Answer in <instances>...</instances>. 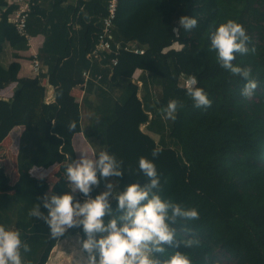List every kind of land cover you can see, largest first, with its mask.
<instances>
[{
  "label": "trees",
  "instance_id": "obj_1",
  "mask_svg": "<svg viewBox=\"0 0 264 264\" xmlns=\"http://www.w3.org/2000/svg\"><path fill=\"white\" fill-rule=\"evenodd\" d=\"M8 1L0 0V148L15 127L24 128L17 155L21 177L35 167L71 163L76 151L78 159L81 154L90 158L83 133L94 157L101 149L124 161V176L108 181L115 195L129 184L148 182L137 174L139 158L153 160L151 153L159 148L154 159L161 180L158 194L197 209L200 218H177L170 225L177 242L195 239L198 245L166 246L165 255H155L163 260L178 251L191 264H219L220 250L236 264H264V0H119L112 52L101 61L88 55L103 29L108 0H34L29 37L9 21L16 7ZM184 16L197 19L198 25L176 35L173 28L180 27ZM229 20L243 25L251 37L248 47L256 49L235 54L233 61L250 68L257 81L250 99L241 95L247 81L221 68L211 49L212 34ZM38 35L45 38L37 53L41 71L34 78L19 77L20 52L29 50V38ZM134 35L145 45L143 54L129 47ZM175 43L182 48L172 49ZM85 72L90 77L83 102L94 112L86 131L80 128L79 104L72 94L76 83L85 81ZM189 76L197 77V87L212 101L210 108L194 107L182 85ZM6 79L16 83L8 100L1 96ZM45 80L55 89L54 102L47 101ZM155 87L161 88L158 96ZM173 99L184 107L168 125L161 109ZM72 121L75 132L68 131ZM105 183L94 188L93 198L105 191ZM55 184V193L63 195ZM9 190L2 191L0 183V225L18 230L29 245L31 251L22 252L25 264H47L56 240L44 221L28 213L42 203L48 182L32 179L22 184L20 194ZM75 195L81 202L86 199ZM112 203L115 211L117 202ZM41 211L47 214L43 207ZM77 235L86 239L79 228L60 239Z\"/></svg>",
  "mask_w": 264,
  "mask_h": 264
},
{
  "label": "clouds",
  "instance_id": "obj_2",
  "mask_svg": "<svg viewBox=\"0 0 264 264\" xmlns=\"http://www.w3.org/2000/svg\"><path fill=\"white\" fill-rule=\"evenodd\" d=\"M179 28L173 32L179 35L180 29L191 31L197 27L198 21L188 16L181 17ZM251 37L243 25L229 20L221 24L211 36V49L217 53V63L231 75L247 81L241 95L252 98L258 87L257 81L251 78V69L235 65V54L246 55L255 53L248 44ZM196 76L184 80L186 94L194 103V107L210 108L212 101L203 88L197 87ZM184 107L177 99L170 100L161 109L165 119H175L177 112ZM75 121L68 125L69 132H75ZM59 138V137H58ZM161 149H153V160L141 156L137 174L147 178L143 186L140 183L127 185L122 191L113 194L112 177L124 176V161L108 151H100L95 158L81 154L79 159L66 165L65 177L69 192L63 195L45 194L39 198L28 213L32 218L44 221L50 229L52 239L59 240L69 230L79 228L86 239L77 243L87 253V264H191L186 254L176 252L168 259H160L155 254H166V246L181 245L191 248L199 241L189 239L176 241V229L170 225L177 223V218L186 221L198 220L199 212L195 208H185L173 200L162 199L158 191L161 187L160 174L154 163ZM42 173L40 180L46 178ZM101 180L106 181L105 191L92 197L95 187ZM83 194L86 199L81 202L75 194ZM113 201H116L115 211ZM46 210L41 211V208ZM110 217V219H107ZM170 222V223H169ZM29 245L22 241L21 233L9 230L0 225V264H25L22 252L28 253Z\"/></svg>",
  "mask_w": 264,
  "mask_h": 264
},
{
  "label": "crops",
  "instance_id": "obj_3",
  "mask_svg": "<svg viewBox=\"0 0 264 264\" xmlns=\"http://www.w3.org/2000/svg\"><path fill=\"white\" fill-rule=\"evenodd\" d=\"M10 5V4H9ZM45 38L43 35H38V36H33L29 38V50L20 52V56L22 57L21 59L18 60V62L21 64V70L19 73V77H30L34 78L35 75L31 71V60L35 55H37L38 50L41 48L43 45ZM141 71H138L135 77H138L136 79H139L141 75ZM44 84L47 87V101L48 102H54L55 101V89L48 85L47 81L45 80ZM73 87L72 94L75 96L77 99L78 97L80 98V103H83V97H84V91H85V84L86 81H78ZM140 85V84H139ZM16 87V83L12 80H3L2 81V89H1V96L5 99L8 100L12 97L14 93V89ZM24 128L21 126L15 127L8 137L3 141L0 152L1 156L3 157H9L12 160L11 165H13L14 172L16 174L17 180L12 181L11 179H6L2 177V179L7 180L8 184L3 181L2 186V191H6L8 187H10V190L8 191L9 193H21V186L24 182L32 180V179H39L40 175L42 173H47L46 180L49 184V190L47 191V194L51 196L52 194L58 195V193H55V189H53V184L54 183H60V186H58L59 190L62 191L64 194L69 192L70 189L68 188V184L66 182V177H65V169L67 163H62V164H55L52 167L45 169V168H33L28 174H25L23 177H21L20 173L17 170V155L19 151V140L21 137V134L23 132ZM82 138L86 144V148L89 152L90 158H95L94 157V151L91 148L90 144L87 142L85 139L83 133H81ZM73 145L76 151V146L74 143V137H73ZM77 159H78V153L76 151ZM3 159V158H2ZM63 180V181H62ZM65 184L66 187L63 185ZM57 188V189H58ZM51 255L52 251L49 256V260L47 264H56V262L51 260ZM59 264V263H58Z\"/></svg>",
  "mask_w": 264,
  "mask_h": 264
},
{
  "label": "rangeland",
  "instance_id": "obj_4",
  "mask_svg": "<svg viewBox=\"0 0 264 264\" xmlns=\"http://www.w3.org/2000/svg\"><path fill=\"white\" fill-rule=\"evenodd\" d=\"M150 29L151 27L149 26L148 32L150 31ZM129 47L132 49H137V48L142 49L145 47V45L142 44V42L139 40V37L134 35V37L130 39ZM171 48L180 50L182 46L178 43H175ZM136 78L138 77H135V80H137ZM153 90H154L153 92L155 93V95L158 96L161 94L160 87H155L153 88ZM47 94H48V91H47ZM76 101L79 104V111L81 114L80 128L81 130L86 131V129H89L92 117L94 116V112L92 109L88 108L86 103L84 102L80 103L79 97L76 99ZM166 120H167L168 125H170L173 119H166ZM142 129L144 132L151 135L156 141L159 140V135L156 134L154 131L149 130L145 126H143ZM99 151H102V150L99 149ZM10 160L12 159L9 157L1 156V152H0V183L1 185L3 184V181H5L8 184L7 180L2 179V177L6 179H11L12 181L17 180L16 174L13 169V165H11ZM55 185L60 186V183H56ZM80 239L81 237L77 235L73 238L56 240L55 245L53 249L51 250L52 251L51 260L53 262L55 261L56 264L58 263L59 264H87V255L81 250L80 245L77 243V241ZM217 258L219 260V264H236L234 260L230 259L226 254H224L220 250H217Z\"/></svg>",
  "mask_w": 264,
  "mask_h": 264
},
{
  "label": "built area",
  "instance_id": "obj_5",
  "mask_svg": "<svg viewBox=\"0 0 264 264\" xmlns=\"http://www.w3.org/2000/svg\"><path fill=\"white\" fill-rule=\"evenodd\" d=\"M34 0H9L8 3L10 5L15 6V10L9 17V21L15 26L18 33L29 37L27 34V21L29 15L32 11ZM118 4L119 0H108V4L106 7V14L103 18V29L98 36V41L93 49V51L88 55L89 58L97 61H101L105 58V56L112 52L113 44H114V35L113 30L115 24L117 23L118 19ZM117 47L119 48L120 45L118 44ZM135 52L138 54H143L142 49H135ZM117 64V60H113V65ZM31 71L32 73L37 76L41 71V62L37 58V55L33 57L31 60ZM85 81H87L90 77L89 72H85L84 74ZM101 76L98 77L100 79ZM187 77L182 78V85L184 84V80Z\"/></svg>",
  "mask_w": 264,
  "mask_h": 264
}]
</instances>
